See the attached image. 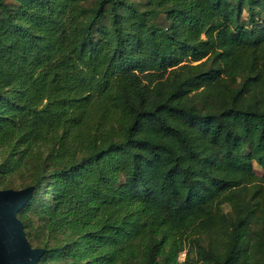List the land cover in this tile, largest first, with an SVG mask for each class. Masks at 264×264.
I'll return each instance as SVG.
<instances>
[{
    "label": "trees",
    "instance_id": "1",
    "mask_svg": "<svg viewBox=\"0 0 264 264\" xmlns=\"http://www.w3.org/2000/svg\"><path fill=\"white\" fill-rule=\"evenodd\" d=\"M15 174L38 264H264V0H0Z\"/></svg>",
    "mask_w": 264,
    "mask_h": 264
},
{
    "label": "water",
    "instance_id": "2",
    "mask_svg": "<svg viewBox=\"0 0 264 264\" xmlns=\"http://www.w3.org/2000/svg\"><path fill=\"white\" fill-rule=\"evenodd\" d=\"M29 192V188L0 189V264H38L44 253L30 245L16 215Z\"/></svg>",
    "mask_w": 264,
    "mask_h": 264
},
{
    "label": "rangeland",
    "instance_id": "3",
    "mask_svg": "<svg viewBox=\"0 0 264 264\" xmlns=\"http://www.w3.org/2000/svg\"><path fill=\"white\" fill-rule=\"evenodd\" d=\"M255 167L259 173L262 172L261 168L257 164H255ZM10 181L11 182H10L9 188H7V189H13V190L23 189L22 186H24L27 183V179H25L23 176H21L19 174H15ZM25 238L29 242V239L26 235H25ZM30 245H31V243H30ZM184 257H185V254H181V259H184Z\"/></svg>",
    "mask_w": 264,
    "mask_h": 264
}]
</instances>
